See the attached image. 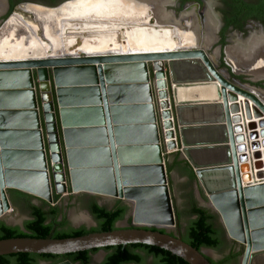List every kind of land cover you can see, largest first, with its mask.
Instances as JSON below:
<instances>
[{"label": "water", "instance_id": "water-1", "mask_svg": "<svg viewBox=\"0 0 264 264\" xmlns=\"http://www.w3.org/2000/svg\"><path fill=\"white\" fill-rule=\"evenodd\" d=\"M209 49L0 58V220L15 209L11 189L50 204L54 194L111 197L133 218L74 237L54 228L0 239V256L141 243L213 264L183 240L173 208L165 166L179 152L243 246L242 264H264V102L219 71ZM157 168L160 182L146 174ZM165 224L178 234L161 232Z\"/></svg>", "mask_w": 264, "mask_h": 264}, {"label": "rangeland", "instance_id": "rangeland-1", "mask_svg": "<svg viewBox=\"0 0 264 264\" xmlns=\"http://www.w3.org/2000/svg\"><path fill=\"white\" fill-rule=\"evenodd\" d=\"M29 5L37 6L36 4L21 5L17 11H15L14 9L12 14L7 18V20L9 21L13 15L17 14L25 22L29 23L31 26H34L36 29V34H35L36 41H33L34 44L32 45L34 47L38 43L45 45V47H47L46 49H44L45 53L40 52V53L35 54L36 53L35 50L28 51V52L20 51V52L9 54V55L8 54L1 55V56H5L3 58L26 57L30 55L34 57H45L47 55L48 56L51 55L53 57H61L67 54L83 55L85 53V54L92 55V54H103V53H108V52H111V53L146 52L145 49L140 50L139 48L133 47L134 41L136 43H139V41H146L147 37L153 38V37H158V36H159L158 37L159 39H164L166 37L165 33H169V35L167 34V37H169L170 40L172 39L171 42L174 44L178 42V39H179L175 35L173 27H169L166 25L157 26L156 19L154 17H150L149 18L150 20H148L147 24H141L138 22L140 17L133 19L132 17L129 18L125 15H118V16L109 15L108 17L102 18L99 16L90 17L89 15L87 16L85 15L83 17H78L76 19L66 21L65 26L62 29V47L60 45L59 46L57 45V47H53L52 40L44 35V28L42 24L37 20V17L35 16V14L29 12L28 9H26L27 7H31ZM165 13H168V12L166 11ZM115 24L118 26H116ZM6 26H7V23L0 25V35L2 32L5 31ZM142 28L143 29L145 28L147 31L145 32V35L142 32L141 34L138 33V30L141 31ZM55 29L58 30L56 26H55ZM50 36L53 39H56V40L59 39L53 33ZM21 37H22L21 35L18 37H15V39H13V42L15 44H18L20 42ZM110 39H113V40H110ZM122 41H125L124 45L122 44ZM84 44H89L93 48L90 49V51H84L81 49ZM141 44L142 43H140L139 45ZM184 47H187V46H175V48L172 46L169 48V50H174L177 48L181 49ZM187 48H191V47H187ZM161 50L157 49L155 51H161ZM87 52H91V53H87ZM248 61L239 57V62L241 65H247ZM251 66H252L251 69H248L247 71L244 70L242 72L243 73H254L256 77L264 76V62L260 63L259 58L251 62ZM243 75L247 77L252 76L251 74H243ZM263 80H264V77H263ZM245 85L250 88H256L254 85H251L249 83H246ZM172 161H173L172 154H169L168 157L166 158V166H165L166 171H168L167 168ZM170 175L171 176L169 177V175L167 174L168 186L170 189L172 204H173V208L175 211L185 212L187 210V206H188L187 204L189 203V198L192 196L200 207L207 208L211 210L213 213H215V211H213L211 207L210 201L203 199V196H201L200 193H202V191H201V187L199 183L191 182L188 179V177L185 175V172L183 171L179 172L176 169H173ZM92 200L98 202L101 206L106 207V208H111L114 205V202L117 201V199L115 198L113 199V198H108V197H94L93 195H90V194H85L83 197H81L79 204H76L75 201L66 200V205H64L63 207H65V212H66L65 214L70 223L69 224L70 227L79 228V227L85 226L87 228H91L97 225L96 220L94 219V217L91 215V213L89 212L87 208L88 202ZM37 204H40V203L37 202ZM29 218L30 216L28 215L27 212L15 210V211H11L10 213H8V215H6L3 218V220L8 221V224L11 226H19L22 228L25 221H27ZM188 220H189V217L184 215V218H182L181 220L182 222L180 223L179 221L181 233L183 232V228L181 226H185ZM132 223H133V218H132L131 208H130L129 214L124 219L119 221L117 223V226L127 227V226L132 225ZM215 227L221 232L222 236L228 239L229 241L227 230L218 214L215 219ZM161 228L165 229L164 227H161ZM166 229L170 233L178 234L177 225H174L173 228H166ZM203 249L210 258H212L213 260H217V261L222 260L229 252V247H226V245L222 246L220 249H212V248H203ZM105 255L106 253L103 250L94 254L92 257L91 264H100L103 261ZM150 262L151 260L146 258L144 264H152Z\"/></svg>", "mask_w": 264, "mask_h": 264}, {"label": "trees", "instance_id": "trees-1", "mask_svg": "<svg viewBox=\"0 0 264 264\" xmlns=\"http://www.w3.org/2000/svg\"><path fill=\"white\" fill-rule=\"evenodd\" d=\"M14 7V4H12L8 16L14 11ZM178 157H176L174 163L169 164L168 172L182 165L183 161L179 160ZM187 173L191 179H197L191 168H188ZM10 191L25 202V206L21 210L27 212L30 218L25 221L22 228L0 222V239L11 237L45 238L54 228L53 237L55 238L74 237L91 232L114 230L117 228V223L124 219L129 211V207L121 200H118L111 209L100 206L92 200L87 205V208L96 220L97 225L91 228L85 226L74 228L69 226L60 206L51 205L46 201H44L43 205H35L31 202L33 196L30 194L17 190ZM203 198L207 199L204 194ZM54 199L57 201L59 198L57 196ZM187 205L185 212L177 211L180 223L184 215L189 217L185 226H181L183 228V240L199 250L202 248L220 249L222 247V234L215 227L217 214L207 208L200 207L192 196L189 198ZM150 228L156 229L154 227ZM159 230L165 232V229ZM101 250L105 251L106 255L100 264H144L146 258L149 257L153 258L152 264H189L181 257L165 249L141 243L128 244L127 246H108L103 249L96 248L65 255L20 252L0 256V264H40L41 260L49 261L51 264H57L64 260H69L74 264H91L93 255ZM238 255L239 253L231 252L220 260L219 264H230L232 260L237 259ZM210 261L215 264L212 259Z\"/></svg>", "mask_w": 264, "mask_h": 264}, {"label": "bare ground", "instance_id": "bare-ground-1", "mask_svg": "<svg viewBox=\"0 0 264 264\" xmlns=\"http://www.w3.org/2000/svg\"><path fill=\"white\" fill-rule=\"evenodd\" d=\"M168 1L169 0H70L59 4L55 8L52 7L47 8L40 5H37L39 7L30 5L31 7H27V9L30 10L32 13H34L35 16L37 17V20L42 24L44 28V35L52 40L53 47H57V45L58 46L60 45L62 47V29L65 26V22L76 19L78 17H83L85 15L86 16L89 15L90 17L99 16L102 18L108 17L109 15H114V16L125 15L129 18L132 17L133 19L140 17L138 22L141 24H147L148 20H150L149 18L154 17L156 19L157 26L171 25L174 27L175 35L179 38L178 42H176L175 44L171 42L172 39L170 40V38L167 37V34L169 35V33H165L166 37L164 39H159L158 36L153 38L147 37L146 41H139V43H136L134 41L133 47L139 48L140 50L145 49L146 52H153L157 49L158 50L163 49L161 51L169 50V48L172 46L174 48L175 46H194L196 44L197 45L200 44L201 40L203 42L206 41L205 43L211 42L215 34L214 31L216 24H214V20L209 13H206L205 15L204 27L200 24L199 20L197 19V15L194 13L192 9L191 10L189 9L187 11L188 14L191 15V18H189L188 14L182 13L178 19H175L173 12L165 13L166 10L164 9L163 5ZM55 26L58 28V30L55 29ZM141 32L144 33L145 35V32L147 31L145 28L144 29L142 28L141 31L138 30V33L141 34ZM52 33L55 34L59 39L58 40L53 39L50 36ZM19 34L22 37L20 38V42L18 44H15L13 42V39H15V37L20 36ZM35 34H36V29L34 26H31L29 23L25 22L17 14L13 15L10 18V20L7 22L5 31L2 32L0 35V58L5 57L1 55H5V54L9 55L20 51L28 52L35 50L36 51L35 54L40 52L45 53L44 49L47 48L45 47V45L41 43H38L35 47L32 45L34 44L33 41H36ZM140 43H142L143 45L142 44L139 45ZM92 48L93 47L90 46L89 44H84L81 49L84 51H90V49ZM227 52L230 58L234 61V64L237 66V68L241 66L239 62V57L235 53L236 49L235 52H233L231 48H228ZM87 53H91V52H87ZM122 53H138V52H122ZM73 55L77 56V54H73ZM26 57H34V56L30 55ZM45 57H53V56L47 55ZM45 57H36V58H45ZM6 58H13V57H6ZM15 58H23V57H15ZM254 90L258 94H256L253 90L252 91L264 102V93H262L257 89ZM146 174L151 177L150 178L151 180H154L156 182H160L163 178L161 176V171L158 168L148 170ZM39 189L41 190L42 188L38 186L37 190ZM164 228H173V224H165Z\"/></svg>", "mask_w": 264, "mask_h": 264}, {"label": "flooded vegetation", "instance_id": "flooded-vegetation-1", "mask_svg": "<svg viewBox=\"0 0 264 264\" xmlns=\"http://www.w3.org/2000/svg\"><path fill=\"white\" fill-rule=\"evenodd\" d=\"M29 1L41 2L46 5L54 6L65 0H29ZM169 1H168L169 3L167 2L163 5L164 9L168 13L173 12L175 19H178L182 13L188 14L187 11L189 9L190 10L192 9L194 13L197 15V19L199 20L200 24L203 27H204L206 13H209L212 16L214 20V24H216L215 31H214L216 35L214 34L213 39L211 40V42H209L210 44L208 42L205 43L206 41L203 42L201 40L200 44L198 45L196 44L194 46H187V47L210 48L209 53H215V57L213 56L215 60V66L217 67L219 71L221 70L226 76H229L230 78L228 79L230 81L233 82L234 80L236 81L238 80L243 85H245L246 83H249L256 87V88H251L254 92H255L254 89L258 88L257 90L264 93V80H263L264 76L256 77L254 73H243L242 72L244 70L247 71L248 69H251L252 68L251 62L255 61V59L257 58H259L260 63L264 62V49H263L264 48V0H169ZM28 11L31 12L30 10ZM189 18H191V15H189ZM166 26L173 27L171 25H166ZM187 47H184V48H187ZM228 48H231L233 52H235V49H236L235 53L238 57L243 58L247 61L249 60L247 65H241L237 68V66L234 64V61L230 58L227 52ZM230 59L233 62H231ZM243 74H251L252 76L247 77ZM177 156H179L178 159L182 160L183 163L181 166L176 167L174 169H176L179 172L180 171L185 172V175L188 177V179L191 182L199 183L198 179H195V180L191 179L190 175L187 173L188 168H191V167L189 163L181 157L179 152H175L174 154H172L173 161L170 164L174 163ZM171 172L167 171V174L169 175V177L171 176L170 175ZM200 187L202 191V193H200L201 196H203L204 194L207 198L205 200L209 201L201 185ZM85 194L86 193H81V194H76V195L68 194L65 196L54 194V198L58 196L59 199L57 201H55L54 199L51 205L60 206L62 208L63 215L66 217L65 207H63L64 205H66V200L75 201L76 204H79L80 198L83 197ZM9 195H10V199L13 205L15 206V209L13 211L15 210L22 211L21 208L25 206L24 204L25 202H23V200H21V198L18 197V195L12 193L11 191H9ZM93 196L103 197V196H96V195H93ZM108 198H111V197H108ZM36 201L40 204H37ZM44 201L45 200L40 199L35 196H33L31 200V202L35 205H43ZM117 201L114 202V205L111 208H113L116 205ZM90 202L91 201H89L87 205H89ZM129 212H130V208H129L127 215L129 214ZM215 213L217 212L215 211ZM217 214L219 215V213ZM0 222H4L8 224V221L3 220V219L0 220ZM68 224H70L69 221H68ZM165 231H168V230L165 229ZM221 239H222V246L226 245V247H229L228 254H230L231 252L239 253L237 259L232 260L230 263L242 264L243 246L231 238H229V241H228V239H226L222 235H221ZM148 259L151 260L150 263H153V258L149 257ZM213 261L215 264L220 263L219 262L220 260L218 261L213 260ZM40 264H51V263L49 261L41 260ZM128 264H133V263H128Z\"/></svg>", "mask_w": 264, "mask_h": 264}, {"label": "crops", "instance_id": "crops-1", "mask_svg": "<svg viewBox=\"0 0 264 264\" xmlns=\"http://www.w3.org/2000/svg\"><path fill=\"white\" fill-rule=\"evenodd\" d=\"M12 4H14V6H15L14 9H15L17 6L20 7L21 5L32 4V3H29V0H0V25L7 23V21H8L7 18L9 17L8 14H9V11L11 9ZM57 5H54V7ZM47 6H49L47 8H50V7L53 8V6H51V5H47ZM17 191H19V190H17Z\"/></svg>", "mask_w": 264, "mask_h": 264}]
</instances>
